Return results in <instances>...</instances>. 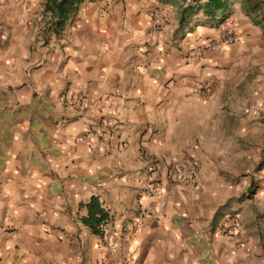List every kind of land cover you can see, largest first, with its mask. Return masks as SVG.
Returning <instances> with one entry per match:
<instances>
[{
	"label": "crops",
	"instance_id": "crops-1",
	"mask_svg": "<svg viewBox=\"0 0 264 264\" xmlns=\"http://www.w3.org/2000/svg\"><path fill=\"white\" fill-rule=\"evenodd\" d=\"M46 2L0 0V264H264L247 86L261 28L230 3L234 45L200 15L146 55L151 2L87 0L62 29ZM159 3L179 23L182 2ZM99 126L106 139H89ZM142 151L168 195L137 224L154 202ZM187 154L199 174L183 185ZM93 198L110 216L102 235L83 224Z\"/></svg>",
	"mask_w": 264,
	"mask_h": 264
},
{
	"label": "built area",
	"instance_id": "built-area-1",
	"mask_svg": "<svg viewBox=\"0 0 264 264\" xmlns=\"http://www.w3.org/2000/svg\"><path fill=\"white\" fill-rule=\"evenodd\" d=\"M144 3L151 2L153 7L151 9V18H152V28L148 37L143 46V52L146 55L152 54L156 45L159 41L171 40L176 34V31L179 28V23L172 22L169 14L162 8L159 3V0H141ZM222 33L220 37V43L223 46H232L236 42V35L232 27L228 26L225 22L221 24ZM175 31V33H174ZM175 38V37H174ZM164 48L162 49V51ZM201 53V52H200ZM202 94V90H198ZM79 101L77 99H72L69 103V106L74 107L78 106ZM108 132L103 126L96 127L95 129L88 132V138L97 137L100 140L106 139ZM149 136L143 138L144 142H148ZM141 157L145 165L147 166L150 178L146 184L145 195L149 198L154 199V202L151 206L143 208L141 210L140 216L138 217L137 224L142 222L146 218L156 217L159 212H161L167 206V191L163 189L157 181L152 177L153 173L158 168V161L152 155L148 154L146 151L141 152ZM197 161L190 155H184L181 161L180 166H178L175 171L173 178L176 182L183 185L193 184L199 174ZM109 226V220L102 223L100 226L102 233L104 234ZM241 228V227H240ZM246 232L245 228H241ZM225 224L220 228L219 232L224 233Z\"/></svg>",
	"mask_w": 264,
	"mask_h": 264
},
{
	"label": "trees",
	"instance_id": "trees-1",
	"mask_svg": "<svg viewBox=\"0 0 264 264\" xmlns=\"http://www.w3.org/2000/svg\"><path fill=\"white\" fill-rule=\"evenodd\" d=\"M87 0H47L46 13L51 14L53 23L58 29H62L67 18L75 13L80 5ZM163 3L179 0H161ZM182 2L179 28L177 34L186 30L193 20L200 15L203 16L205 24L211 27H219L226 22L230 14L231 0H180ZM88 216L83 219V224L93 230L97 235H102L100 226L103 222L110 220L109 214L102 208L97 198H93L86 206Z\"/></svg>",
	"mask_w": 264,
	"mask_h": 264
},
{
	"label": "rangeland",
	"instance_id": "rangeland-1",
	"mask_svg": "<svg viewBox=\"0 0 264 264\" xmlns=\"http://www.w3.org/2000/svg\"><path fill=\"white\" fill-rule=\"evenodd\" d=\"M160 5L165 9V6ZM231 12L249 16L264 34V0H231ZM252 60L248 70L247 86L255 99L251 105L253 119L249 124L253 123L255 137L251 141L254 147L258 148L264 145V55L261 61L258 57H254ZM255 171H264L263 157L256 161Z\"/></svg>",
	"mask_w": 264,
	"mask_h": 264
}]
</instances>
